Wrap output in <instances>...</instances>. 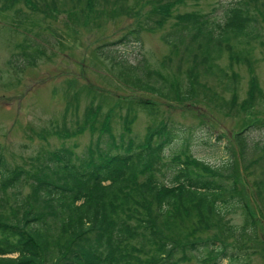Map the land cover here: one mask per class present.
I'll list each match as a JSON object with an SVG mask.
<instances>
[{"label": "trees", "instance_id": "obj_1", "mask_svg": "<svg viewBox=\"0 0 264 264\" xmlns=\"http://www.w3.org/2000/svg\"><path fill=\"white\" fill-rule=\"evenodd\" d=\"M182 1L28 3L37 12H93L98 18L141 15L139 26L119 41L126 43L139 40L144 27L164 25ZM17 4L0 0V10L13 11L20 25L28 17ZM254 6L261 10L264 0H233L220 17L213 11L178 14L163 34L181 62L175 75L147 61L132 62L113 49L105 50L104 44L94 55L110 69L117 66V75L130 88L168 101L229 108L237 102L225 95L237 89L235 63L251 67L261 37ZM25 40L18 54L28 52L30 63H36L40 52L28 51ZM226 57L228 63L223 64ZM258 86L252 76L251 87ZM136 102L149 114L156 113L153 101ZM191 137L190 126L175 130L161 121L150 125L141 142L123 136L118 141L107 125L83 154L69 148L39 150L28 169L12 165L0 151V264H183L192 259L201 264H253L252 255L264 244V235L237 178L242 161L249 175L255 174L252 166L264 167V147L250 160V142L239 132L235 139L242 161L233 156L211 165L196 156ZM253 184L264 208V174ZM237 214L239 222L233 220Z\"/></svg>", "mask_w": 264, "mask_h": 264}, {"label": "rangeland", "instance_id": "obj_2", "mask_svg": "<svg viewBox=\"0 0 264 264\" xmlns=\"http://www.w3.org/2000/svg\"><path fill=\"white\" fill-rule=\"evenodd\" d=\"M232 1L184 0L177 4L164 25L158 27L154 23L153 27H144L139 40L131 38L126 43L119 41L139 26L141 15L98 18L93 12L86 16L79 11L37 12L29 0H18L16 6L28 17L24 24L18 25L13 11L0 10V151L12 165L28 169L31 156L39 150L69 148L77 155L83 154L107 125L112 127L118 141L123 136V140L141 142L150 125L165 121L175 130L190 126L196 156L211 165L223 164L233 156L238 163L242 161L235 139L239 132L250 142L249 159L259 156L260 146L264 147L263 7L261 10L252 7L261 37L255 43L252 66L235 63L237 89L233 95L231 92L225 95L237 102L229 108L200 101H168L157 94L130 88L117 75V66L110 69L94 55L95 48L104 44L105 50L113 49L132 62L147 61L164 73L175 75L181 62L177 55L171 54L163 34L176 22L177 15L213 11L220 17L221 10ZM39 5L43 7L42 2ZM26 38L30 43L28 51L40 52L36 63H30L28 52L18 54ZM222 61L228 63L227 57ZM252 76L258 80V90L251 87ZM141 99L153 101L156 113L149 114L137 106L136 101ZM102 138L105 140L107 134ZM243 163L246 162L239 164L237 182L264 235L261 215L264 208L253 184L255 177L264 174V167L252 166L255 174L249 175ZM233 220L239 222L241 217L237 214ZM252 263L264 264V244L252 255ZM183 264L201 263L192 259ZM222 264H228V260Z\"/></svg>", "mask_w": 264, "mask_h": 264}]
</instances>
